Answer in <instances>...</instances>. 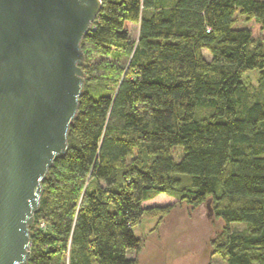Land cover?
<instances>
[{"label":"trees","instance_id":"trees-1","mask_svg":"<svg viewBox=\"0 0 264 264\" xmlns=\"http://www.w3.org/2000/svg\"><path fill=\"white\" fill-rule=\"evenodd\" d=\"M100 1L81 44L78 116L42 185L28 264H139L141 219L183 204L206 205L225 225L211 257L264 264V100L242 82L252 72L264 82V45L236 28L239 14L264 31V0ZM127 24L139 27L136 43ZM113 52L125 67L92 61Z\"/></svg>","mask_w":264,"mask_h":264},{"label":"water","instance_id":"water-1","mask_svg":"<svg viewBox=\"0 0 264 264\" xmlns=\"http://www.w3.org/2000/svg\"><path fill=\"white\" fill-rule=\"evenodd\" d=\"M100 0H0V264H28L43 183L68 150Z\"/></svg>","mask_w":264,"mask_h":264},{"label":"rangeland","instance_id":"rangeland-1","mask_svg":"<svg viewBox=\"0 0 264 264\" xmlns=\"http://www.w3.org/2000/svg\"><path fill=\"white\" fill-rule=\"evenodd\" d=\"M236 28H247L252 34L253 44L264 45V31L254 21L239 14L236 15ZM132 43L138 39V25L125 26ZM204 58L210 57L203 51ZM92 61L106 68H114L121 64L127 65V59L118 52H113L108 58L93 56ZM243 86L247 87L251 94H256L264 100V82H259V74L252 72L242 79ZM114 89V86L111 87ZM182 151L179 148L173 150L176 162L180 160ZM185 187L189 186V176L179 177ZM225 225L215 219L206 205L192 208L180 205L165 217L144 216L140 224L134 229V235L143 243L142 251L137 256L139 264H226L217 256H212L211 241L215 239V233L221 231ZM230 232H242L246 227L241 224L227 226ZM219 231V232H220ZM135 255L129 254L131 260Z\"/></svg>","mask_w":264,"mask_h":264},{"label":"built area","instance_id":"built-area-1","mask_svg":"<svg viewBox=\"0 0 264 264\" xmlns=\"http://www.w3.org/2000/svg\"><path fill=\"white\" fill-rule=\"evenodd\" d=\"M92 26H93V25H92ZM91 29H92V27H91ZM41 228L44 229V228H45L44 225H42Z\"/></svg>","mask_w":264,"mask_h":264},{"label":"crops","instance_id":"crops-1","mask_svg":"<svg viewBox=\"0 0 264 264\" xmlns=\"http://www.w3.org/2000/svg\"><path fill=\"white\" fill-rule=\"evenodd\" d=\"M130 25V24H129Z\"/></svg>","mask_w":264,"mask_h":264}]
</instances>
